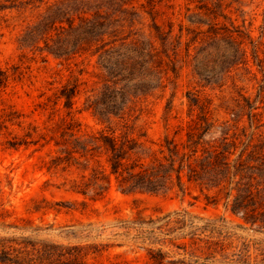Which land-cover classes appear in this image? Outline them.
<instances>
[{"label":"trees","instance_id":"trees-1","mask_svg":"<svg viewBox=\"0 0 264 264\" xmlns=\"http://www.w3.org/2000/svg\"><path fill=\"white\" fill-rule=\"evenodd\" d=\"M136 1L0 0L2 18L14 11L29 12L17 37L19 48L95 66L91 86L75 75L58 96L68 109L78 107L83 98L82 108L91 111L102 127L74 131L57 141L61 154L53 166L66 164L77 170L80 179L68 190L94 201L105 198L114 185L134 194L187 191L195 184L213 191L209 196L215 204L223 202L239 216L243 222L238 226L264 235V25L254 38L251 29L236 23L224 0L185 4L145 0L139 5ZM251 56L263 73L258 91L239 92L224 105L226 117H217L212 97L189 91V119L181 121L173 135L155 140L140 123L149 98L158 93L163 97L169 84L176 88L183 69L190 68L205 85L223 87L242 68L257 78ZM79 72L83 74L84 68ZM10 77L8 69L0 67V86ZM174 101L175 94L165 108L167 122ZM10 120L22 125L18 117ZM13 215L5 206L0 209L1 264H89L82 251L87 244L26 242L28 236L9 234L42 230L31 225L33 219H12ZM196 218L189 210L178 209L147 220L144 209H139L137 217L122 226L128 232L142 231L148 223L153 229L147 236L154 237L153 242L186 248L203 240L198 229L212 224L200 226ZM187 237L189 242L177 241ZM223 241L221 248H229ZM253 246L251 239L243 240L239 257L232 260L251 263ZM256 249L255 257L261 255L264 264V245ZM163 253L162 248L150 249L154 264H164Z\"/></svg>","mask_w":264,"mask_h":264},{"label":"rangeland","instance_id":"rangeland-1","mask_svg":"<svg viewBox=\"0 0 264 264\" xmlns=\"http://www.w3.org/2000/svg\"><path fill=\"white\" fill-rule=\"evenodd\" d=\"M143 1H136V4ZM224 1L230 5L227 11L236 23L251 29L252 36L258 38L264 25V0ZM175 2L185 4L186 0ZM28 15L29 12L20 15L16 11L4 18L0 15V67L8 69L11 75L7 84L0 86V209L5 206L12 210V219L15 216L33 219L31 225L40 226L42 230L9 234L28 236L26 242L87 244L89 247L82 251L89 264H154L151 248L163 249L164 264H241L232 259L239 257L236 253L242 241L251 239L254 254L248 264H261V255L258 258L255 255L259 252L256 246L264 245V235L238 226L243 222L239 216L227 210L223 202L215 204L214 198L209 196L213 191L202 190L195 184L187 191L174 189L169 193L134 194H125L114 185L105 198L97 201L68 190L75 179H80V173L66 164L53 166L54 158L61 154L57 141H63L71 132L102 126L91 111L82 108L83 98L78 107L68 109L58 95L75 75L91 86L96 79L95 66L88 61L78 64L59 61L52 55L45 57L19 48L17 37L29 20ZM253 60L251 56L250 64L257 78L242 68L223 87L205 85L190 68L183 69L176 88L169 84L163 97L158 93L149 98L140 123L148 127L150 137L155 140L163 139L167 133L173 135L177 125L189 119V91L212 97L214 107L218 108L215 109L217 117H226L224 105L233 101L239 92L255 94L258 91L263 73ZM81 68H84L83 74L79 72ZM173 94V116L167 122L165 108ZM198 111L199 108L194 113ZM16 117L22 120L21 126L10 120ZM35 207L41 210L33 211ZM139 209H144L147 220L151 215L156 217L187 209L198 217L196 224L201 226L208 221L212 224L197 230L203 240L194 246L188 243L186 248H179L153 242L154 237L147 236L153 229L148 223L141 227L142 231L132 229L128 232L122 223L135 219ZM221 217L226 220L220 221ZM189 240L187 237L177 241ZM220 240L229 248H221Z\"/></svg>","mask_w":264,"mask_h":264}]
</instances>
